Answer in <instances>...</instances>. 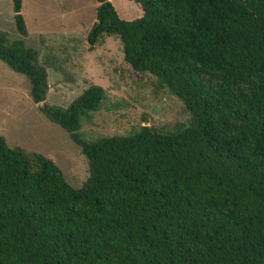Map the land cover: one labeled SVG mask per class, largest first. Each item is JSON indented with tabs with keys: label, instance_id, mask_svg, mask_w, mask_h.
<instances>
[{
	"label": "trees",
	"instance_id": "1",
	"mask_svg": "<svg viewBox=\"0 0 264 264\" xmlns=\"http://www.w3.org/2000/svg\"><path fill=\"white\" fill-rule=\"evenodd\" d=\"M96 1L89 46L118 37L124 60L189 119L86 141L102 86L66 108L42 104L88 160L80 188L0 136V264H264V0H130L142 12L132 19ZM21 6L13 0L26 35ZM0 60L45 100L36 50L1 33Z\"/></svg>",
	"mask_w": 264,
	"mask_h": 264
},
{
	"label": "rangeland",
	"instance_id": "2",
	"mask_svg": "<svg viewBox=\"0 0 264 264\" xmlns=\"http://www.w3.org/2000/svg\"><path fill=\"white\" fill-rule=\"evenodd\" d=\"M112 1L122 19L136 15L135 2ZM21 3L26 35L16 29L13 0H0V34L8 41L23 40L36 50L47 74L43 104L66 108L91 85H100L106 92L101 108L90 121H83L79 133L84 140L128 134L143 125L167 131L188 121L189 113L176 96L160 87L154 76L134 70L124 60L118 37H105L89 46L87 34L96 21V0ZM29 90L27 78L0 60V136L10 147L51 159L70 185L82 187L90 171L81 146L44 115Z\"/></svg>",
	"mask_w": 264,
	"mask_h": 264
},
{
	"label": "crops",
	"instance_id": "3",
	"mask_svg": "<svg viewBox=\"0 0 264 264\" xmlns=\"http://www.w3.org/2000/svg\"><path fill=\"white\" fill-rule=\"evenodd\" d=\"M111 2H112V4L114 5V3H113V1L112 0H110ZM96 7L98 6V2L96 1ZM136 6V5H135ZM115 7V6H114ZM136 7H138V6H136ZM116 9V8H115ZM142 12H141V10H140V8L138 7V9H136L135 8V14L136 15H133L131 18H135V17H138V16H140V14H141ZM130 14H125V16H129ZM135 16V17H134ZM130 18V19H131Z\"/></svg>",
	"mask_w": 264,
	"mask_h": 264
},
{
	"label": "water",
	"instance_id": "4",
	"mask_svg": "<svg viewBox=\"0 0 264 264\" xmlns=\"http://www.w3.org/2000/svg\"><path fill=\"white\" fill-rule=\"evenodd\" d=\"M40 104L42 105V104H43V102H40Z\"/></svg>",
	"mask_w": 264,
	"mask_h": 264
}]
</instances>
